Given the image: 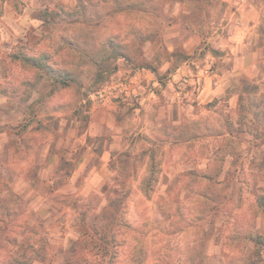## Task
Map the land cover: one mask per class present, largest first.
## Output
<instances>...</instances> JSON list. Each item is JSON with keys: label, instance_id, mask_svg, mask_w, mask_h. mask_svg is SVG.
<instances>
[{"label": "rangeland", "instance_id": "374dc122", "mask_svg": "<svg viewBox=\"0 0 264 264\" xmlns=\"http://www.w3.org/2000/svg\"><path fill=\"white\" fill-rule=\"evenodd\" d=\"M108 205L89 261L264 264V0H0V257L76 263Z\"/></svg>", "mask_w": 264, "mask_h": 264}, {"label": "trees", "instance_id": "16d2710c", "mask_svg": "<svg viewBox=\"0 0 264 264\" xmlns=\"http://www.w3.org/2000/svg\"><path fill=\"white\" fill-rule=\"evenodd\" d=\"M116 216L111 212V205L106 206L101 215H98L91 226L83 233L76 242L75 252L80 255L78 262L71 264H102L89 261L90 256L112 255L111 247L117 243L118 234L121 232ZM122 225V224H121ZM12 228H8V245L16 244V238ZM4 249L0 245V251ZM34 250V248H33ZM26 253L13 252L8 248V263L0 257V264H32L28 261ZM111 264V263H109Z\"/></svg>", "mask_w": 264, "mask_h": 264}, {"label": "crops", "instance_id": "0c3cea01", "mask_svg": "<svg viewBox=\"0 0 264 264\" xmlns=\"http://www.w3.org/2000/svg\"><path fill=\"white\" fill-rule=\"evenodd\" d=\"M239 27V26H238ZM236 33V35L238 37H242V39H245L246 38V34L244 32V29L243 27H239V28H236V31L234 32V34ZM242 35V36H241ZM231 39V38H230ZM221 81L222 80H218L215 85L217 86L216 89H213V87L211 86V80H210V84L209 83H206L205 87H204V91H203V94H207L208 96L209 95H213L215 96L216 94H218L220 92V88L221 86H219L221 84Z\"/></svg>", "mask_w": 264, "mask_h": 264}]
</instances>
